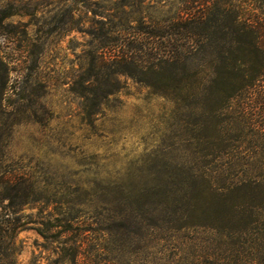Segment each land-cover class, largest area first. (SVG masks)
Instances as JSON below:
<instances>
[{"label":"rangeland","instance_id":"1","mask_svg":"<svg viewBox=\"0 0 264 264\" xmlns=\"http://www.w3.org/2000/svg\"><path fill=\"white\" fill-rule=\"evenodd\" d=\"M104 1L0 0L16 13L0 28V264H253L251 238L207 220V195L177 191L204 171L200 149L235 135L225 116L198 132L171 90L125 76L88 114L80 83Z\"/></svg>","mask_w":264,"mask_h":264},{"label":"trees","instance_id":"2","mask_svg":"<svg viewBox=\"0 0 264 264\" xmlns=\"http://www.w3.org/2000/svg\"><path fill=\"white\" fill-rule=\"evenodd\" d=\"M104 2L88 32L94 50L80 83L88 114L125 76L165 96L171 90L177 110L202 118L198 132L206 115L225 116L235 135L221 130V144L200 149L204 171L180 179L177 191L207 195V220L251 238V260L264 264V0H202L197 10L181 0L171 14L146 0ZM15 14L0 9V28ZM167 67L180 75L172 87L161 74Z\"/></svg>","mask_w":264,"mask_h":264}]
</instances>
